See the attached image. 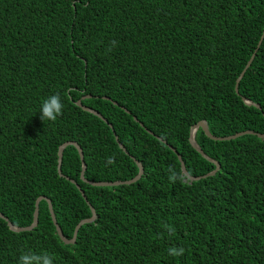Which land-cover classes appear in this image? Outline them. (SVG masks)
<instances>
[{"label":"trees","instance_id":"1","mask_svg":"<svg viewBox=\"0 0 264 264\" xmlns=\"http://www.w3.org/2000/svg\"><path fill=\"white\" fill-rule=\"evenodd\" d=\"M263 27L264 0H0V212L28 226L45 196L67 239L89 204L96 214L72 243L45 199L33 229L0 217V264L27 253L53 264H264V138L214 140L198 127L195 142L219 169L168 180L169 167L181 171L168 144L191 176L215 169L189 142L200 120L214 136L264 134V37L234 89ZM54 93L62 115L42 121ZM87 94L81 103L107 122L75 104ZM66 141L82 149L86 180L132 179L134 159L143 173L91 185L67 145L60 176Z\"/></svg>","mask_w":264,"mask_h":264},{"label":"water","instance_id":"2","mask_svg":"<svg viewBox=\"0 0 264 264\" xmlns=\"http://www.w3.org/2000/svg\"><path fill=\"white\" fill-rule=\"evenodd\" d=\"M263 37H264V27H263L262 34H261V36H260V39H259V41H258V43H257V46H256L255 50L253 51V53H252L251 56L249 57V59H248L246 65L244 66V68L242 69V71L240 72L239 76H238L237 79H236L235 86H234V89H235V92H236V93H238V84H239V81H240L241 77L243 76L244 72L246 71V69H247V68L249 67V65L251 64V62H252V60H253V58H254V55H255V53H256V50L258 49V47H259V45H260V43H261ZM90 97H91L90 94L84 95V96H82V98L76 100V101H75V104H76L77 106L81 107L83 110H86V111H88V112H91V113H93L94 115H96V116H98L99 118H101L102 120H104L105 122H107V120H106V119H105V118H104V117H103V116H102L97 110H95V109H93V108H90V107H88V106H85V105H83V104L81 103V100H82V99L90 98ZM104 98H108V97H104ZM108 99H109V98H108ZM242 100H243L244 103L247 104V105H253V106H255V107L260 108L259 104L254 103L253 101H251V100H249V99H246L245 97H242ZM123 109H124L127 113H129V111H128L127 109H125L124 107H123ZM263 115H264V114H263ZM133 119H134L135 121H138L136 117H133ZM108 125L111 127L110 124H108ZM140 125L142 126L143 124L140 123ZM198 127H201L202 130L204 131V133H205L208 137H210V138H212V139H214V140L232 139V138H236V137H238V136H240V135H243V134H253V135L258 136L259 138H264V134H263V133H257V132H254V131H252V130H243V131L237 132V133H235V134H233V135H230V136H222V137H221V136H220V137H219V136H214V135H212V134L209 132L205 120H200V121H198L197 123H195L194 125H192V126L190 127L189 142H190V144L193 146V148H194L196 151H198V152H199L204 158H206L207 160H209V161H211V162H213V163L215 164V169H214V170H212L211 172H209V173H207V174L201 175V176H191V175L187 172V170H186V168H185V166H184V162H183L181 156L179 155V153L176 151L175 148H173L170 144H168V146H169V147L174 151V153L177 155V158H178V160H179V162H180L181 170H182L183 173L188 177L189 180H196V179H199V178H201V177H205V176H207V175H212V174H214V173L219 169V166H220L219 163H218L217 161L213 160V159L210 158L206 153H204L203 150H202V149L198 146V144L195 142L194 136H195V132H196V130H197ZM147 131H148L149 133H152L150 130H147ZM158 138H159L160 140H162L160 137H158ZM115 139H116V141H117L119 147L122 148L123 151H124L126 154H128V152L123 148L122 144L118 141V138H117L116 135H115ZM162 141L166 143V140H162ZM67 145H74V146L76 147V149H77V151H78V154H79V158H80V160H81V164H82V165H81V171H80V177H81V179H82L83 181H85V182H87V183H89V184H91V185H95V186H110V185H118V184H123V183H124V184H129V183H133V182H135L136 180H138V179L140 178V176L142 175V173H143V166H142V164H141L138 160L134 159V158L131 156V157L134 159L135 163L137 164V166H138V168H139L137 175H136L135 177H133L132 179H129V180H123V181L116 180V181H112V182H109V181H89V180H86V179L84 178V176H83V175H84V170H85V168H86V164H85V162L83 161V152H82V149L80 148V146H79L75 141H66V142L62 143V144L58 147V151H57V155H58L57 169H58V173H59L60 176L62 175V174H61V170H60V165H61V161H62V151H63L64 147L67 146ZM66 179H68L69 181L73 182V183L77 186V188L80 190L81 195H82L83 198L86 200V196L84 195V192L80 189L79 185H78L73 179H70L69 177H66ZM42 199H45V200H46V202H47V204H48L49 212H50V215H51V219H52L53 224H54V226H55L56 232H57L58 236L60 237V239H61L64 243H72V242L74 241L75 237H76V233H77L78 228H79L82 224L94 220L95 217H96V214H95V211H94L93 207L89 204V207H90V210H91V216H90L89 218L82 219V220H80V221L77 223V225H76L75 228H74L73 235H72L71 239H67V238H65V237L63 236L62 231H61L59 225L57 224L56 218H55V216H54L51 202H50V200H49L48 198H46L45 196H39V197H37V199H36V201H35L34 212H33V220H32V222H31V224L28 225V226H25V227H17V226H15V225H13V224L8 220V218H7L6 216H4L1 212H0V217L6 221L7 226H8L9 229L12 230V231H25V230L33 229V228L37 225V221H38V203H39V201L42 200ZM87 202H88V201H87ZM88 203H89V202H88Z\"/></svg>","mask_w":264,"mask_h":264},{"label":"clouds","instance_id":"3","mask_svg":"<svg viewBox=\"0 0 264 264\" xmlns=\"http://www.w3.org/2000/svg\"><path fill=\"white\" fill-rule=\"evenodd\" d=\"M116 44V41L110 42L109 51H111V48L114 47ZM64 108V104L61 101V96L59 93H54L47 97L41 104L40 107V119L42 121L48 120V121H56L57 117L62 115ZM109 164L114 162V157H109L108 161ZM169 175L168 180L172 183L176 182H187L188 177L183 173L181 170L180 172H177L172 167H169L168 169ZM171 231V230H170ZM184 252L183 248H170L168 250L169 255L172 256H180ZM18 264H53V259L50 255L47 253L42 255H37L34 253H27L22 254L19 257Z\"/></svg>","mask_w":264,"mask_h":264}]
</instances>
